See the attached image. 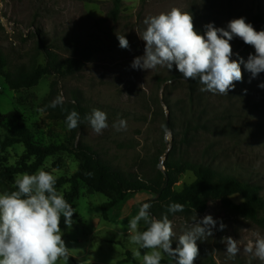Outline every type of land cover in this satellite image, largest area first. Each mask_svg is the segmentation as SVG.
Listing matches in <instances>:
<instances>
[{
  "label": "rangeland",
  "instance_id": "obj_1",
  "mask_svg": "<svg viewBox=\"0 0 264 264\" xmlns=\"http://www.w3.org/2000/svg\"><path fill=\"white\" fill-rule=\"evenodd\" d=\"M111 1L0 0V53L7 61L4 72L44 65L42 41L57 54L60 63L66 59L82 62L78 70L67 74L66 67L61 65L59 74L43 77L31 89L12 91L0 76V114L21 115L34 141L41 146L64 145L70 149L75 142L88 145L111 169L140 180L154 177L158 165L166 161L167 154L175 147V158L212 164L227 174L261 186L263 206L259 217L264 219V89L258 87L264 83L262 73L250 81V73L242 63L243 80L236 82L228 95H220L202 92L203 85L185 80L175 85L159 83L172 75H182L175 65L171 70L158 66L151 71L131 67L134 58L144 54L145 42L139 35L146 28L143 23L146 17L178 7L192 14L195 29L203 34L204 26L209 23L226 28L230 20L240 17L250 23L257 8L264 9V0H148L144 3L122 0L116 22L108 18ZM117 35H125L128 49L119 46ZM230 43L232 59L239 56L246 62L248 53L255 54V49L250 45L245 47L238 37ZM81 49L91 53L88 61L79 57ZM51 91L55 97L62 94L65 100L77 97L88 108V114L93 108L106 112L108 127L102 134H96L86 121L69 131L65 122L47 120L40 105ZM119 119H125L127 127L116 131L113 124ZM169 122L174 124L173 128H169ZM189 122L192 126L206 124L207 129L191 132L187 145L182 140ZM23 153L21 145L9 149L5 154L7 164H16ZM78 165L74 155L59 152L48 157L40 169L57 180L72 176ZM16 177L7 183L9 188H16ZM193 180L192 173L185 172L173 188L180 191ZM57 190L65 195L69 185ZM155 198L151 193L139 192L108 209L105 196L80 183L72 225L61 226L62 239L70 249L67 264H132L122 263L126 251L137 264H142V256L148 250L130 243L127 225L143 203ZM231 201L238 205L243 200L233 196ZM167 215L176 237L195 219L201 220L205 215L217 221L213 235L197 241L199 256L194 264H264L244 252V247L254 243L257 234L264 237V222L255 223L220 201L212 200L202 210ZM220 222L226 225L222 231ZM146 227L142 221L140 230ZM228 236L237 240L240 248L234 258L228 256L226 244L222 243ZM135 250L141 252L140 259L134 257ZM162 255L161 264H175L172 258Z\"/></svg>",
  "mask_w": 264,
  "mask_h": 264
},
{
  "label": "clouds",
  "instance_id": "obj_2",
  "mask_svg": "<svg viewBox=\"0 0 264 264\" xmlns=\"http://www.w3.org/2000/svg\"><path fill=\"white\" fill-rule=\"evenodd\" d=\"M143 23L146 28L139 37L145 42L144 54L134 58L131 65L134 69L151 71L159 66L171 70L175 65L185 81H198L203 85L200 91L220 95H228L235 83L243 80L242 63L250 73V81L264 73V30L257 31L243 17L230 20L226 28L209 23L204 26L203 34L195 29L192 14L178 7L150 15ZM234 37L255 49L246 62L238 54V59H232L230 41ZM117 39L121 48H129L125 35H117ZM258 87L264 89V83ZM64 101L60 94L49 107L56 108ZM83 120L96 134H102L108 127L107 114L100 109L93 108ZM65 123L69 131L76 129L82 123L80 114L72 110ZM113 127L116 131L124 130L127 122L119 119ZM14 183L17 190L0 194V264H57L61 260L67 264L70 249L62 239L60 222L63 218L71 226L76 210L57 190L56 177L40 169L33 174L17 175ZM150 208V203H143L127 225L130 243L148 250L142 256V264H161L162 254L172 258L175 264H194L199 256L197 241L212 236L217 221L205 215L176 237L168 215L157 219L151 216ZM167 210L176 213L183 211L184 206L171 203ZM142 221L147 225L145 230H140ZM225 227L220 222L219 230ZM222 243L226 244L229 257L234 258L240 252L238 241L232 237H224ZM244 252L264 261V237L257 234L254 243L244 247ZM134 257L140 259L141 252L135 250Z\"/></svg>",
  "mask_w": 264,
  "mask_h": 264
},
{
  "label": "trees",
  "instance_id": "obj_3",
  "mask_svg": "<svg viewBox=\"0 0 264 264\" xmlns=\"http://www.w3.org/2000/svg\"><path fill=\"white\" fill-rule=\"evenodd\" d=\"M146 1L148 0H142V3ZM122 5V0L111 1L108 18L112 22L118 20ZM250 23L256 30H264V9L257 8L255 14L251 16ZM243 45L247 48L249 46L245 43ZM41 49L45 59L44 65H32L28 68L20 67L13 73L4 72L7 61L5 56L0 53V76L4 78L10 90L19 91L34 88L43 77L59 74L58 68L61 65L66 67L65 74L78 70L82 65L79 59H66L63 63H60L57 54L47 49L43 41L41 42ZM90 56L91 53L88 50H79V57L83 61H88ZM262 76L264 78V73H262ZM169 80L172 83L169 84ZM182 80H184L183 76L176 74L166 80H160L159 83L175 85ZM188 82L191 84L199 83L193 80H188ZM55 98L54 92L51 91L40 105V109L46 115L47 120L65 122L66 116L72 110H75L80 114L82 120L79 126L86 123L83 118L88 114V108L83 105L81 100L73 97L72 100H65L63 105H58L56 108L49 107ZM165 104L171 112L168 102L165 101ZM173 125L172 122H169V128H173ZM198 128L207 129V126L206 124L192 126L190 122L187 123L182 143L188 145V136ZM0 131L2 132V135H0V194L5 191L10 193L17 190L16 188H9L7 185L15 176L23 173H36L48 157L59 152H69L78 159V168L69 178L57 179L56 188L60 189L64 185H69V190L64 197L72 207L78 196L79 184L82 183L90 191L105 196L107 198L105 207L108 209L122 203L129 195L148 192L156 197L155 200H149L146 203L151 204L150 214L157 219L165 214H173L167 210L168 205L171 203H179L184 206L183 211L176 213H186L193 209L202 210L212 200L220 201L228 208L255 223L264 222V219L259 217V212L263 206L260 197L261 186L241 180L232 174H227L225 171L215 168L212 164L183 161L180 158H175L173 156L175 147H173V151L171 150L167 154L168 158L163 163V171L157 170L154 177L140 180L132 175L122 174L111 169L88 145L75 142L69 149L64 145L41 146L37 144L31 132L27 129L24 119L16 112L0 114ZM17 145L24 148V153L16 164L8 165L5 154ZM185 172L192 173L194 180L190 184L184 185L180 191H175L173 187ZM233 196L241 197L242 203L238 205L232 203L231 198ZM73 218H75V213H73ZM64 224V219L61 218L60 227ZM122 263L137 264V261L129 251H126V259Z\"/></svg>",
  "mask_w": 264,
  "mask_h": 264
},
{
  "label": "water",
  "instance_id": "obj_4",
  "mask_svg": "<svg viewBox=\"0 0 264 264\" xmlns=\"http://www.w3.org/2000/svg\"><path fill=\"white\" fill-rule=\"evenodd\" d=\"M158 170L159 171H163L164 170L163 163H161V164L158 165Z\"/></svg>",
  "mask_w": 264,
  "mask_h": 264
}]
</instances>
